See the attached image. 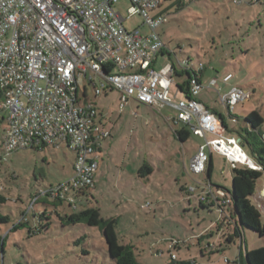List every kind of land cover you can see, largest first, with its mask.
<instances>
[{
    "label": "rangeland",
    "instance_id": "374dc122",
    "mask_svg": "<svg viewBox=\"0 0 264 264\" xmlns=\"http://www.w3.org/2000/svg\"><path fill=\"white\" fill-rule=\"evenodd\" d=\"M157 1L159 7L150 11L149 15L153 17L160 14L166 18V22L156 29V33L169 51L171 61L187 60L196 65L203 64L206 77H222L227 73L233 76L229 83L218 82L216 88L201 92L202 96L208 94L228 129L237 130L242 118L252 110L264 121V0L255 4L250 0H239V4L234 3L235 0ZM129 7L128 0H117L114 5L115 11L124 19V28L132 31L141 25L142 19L137 15L128 17ZM148 32V27L139 28L141 35H147ZM161 66L159 62L153 68L159 70ZM182 76L175 75L171 93L175 92L176 83L183 80ZM234 84L251 91L250 98L238 103L230 114L240 118L239 122H232L227 109L218 102L219 95L226 94ZM86 92L90 101L99 104L100 97L95 99L89 86ZM115 94L111 92L105 97L108 106L114 102ZM109 108L114 109L113 106ZM137 112L142 114L140 110ZM162 113L170 116L166 111ZM126 114H129L128 110L122 116ZM4 125V122H0V195L6 198V202L0 204V214L7 216L8 222L0 224V243L4 245L3 251H0V264H109L105 242L98 228L84 224L66 225L60 217H65L68 212L43 204L41 200L32 203L38 191L56 187L71 175L69 173L74 153L62 145L58 149L45 146L39 150H18L5 157L2 151ZM123 127L125 131L128 129ZM148 128L150 131L147 134L152 132L151 143L147 141L146 145L138 144L136 150L154 153L164 142L157 141L154 127ZM225 134L236 135L233 132ZM200 142L198 138L190 136L186 143H178V151L169 155H172L170 165L157 163L155 178L167 181V175L175 171V166L186 168L193 149ZM132 146L133 143L129 144L126 154H129ZM242 150L250 156L246 148L242 147ZM156 158L157 155L152 156V160ZM118 159L119 153L113 157L112 164L108 165L104 159L105 164L102 169H98V174L102 177L98 186L96 185L98 190L95 198L101 208L102 218L112 213L119 216L115 228L118 239L134 248L139 264H238L239 240L226 244L225 231L220 225L219 232L215 225L205 235L196 236L210 223H217L220 211L210 208L207 201L202 203L203 207L198 203L193 207L187 201L186 194L180 191V185L176 186L169 180L155 195L139 192L126 196L120 193V189L106 183L107 180H111V183L115 181L116 176H113L120 171L116 166ZM176 160L179 163L176 164ZM211 161L212 184L230 189L229 166L214 152ZM155 162L153 164L156 165ZM98 164L101 165V162ZM193 178L207 180L205 175ZM179 179L181 185L191 182L187 175L180 176ZM262 185L264 172L258 179L256 188ZM259 190L261 189H258L253 199V205L258 208L263 223L264 203L260 202ZM147 203L150 206L141 210L140 206ZM23 215L26 216V221L22 223L30 225L26 224L24 228L11 232ZM34 223L50 225L47 230L29 236L28 228L32 230ZM244 234L246 243L243 246L247 250L264 246V237L249 230ZM244 250L242 247V255Z\"/></svg>",
    "mask_w": 264,
    "mask_h": 264
},
{
    "label": "built area",
    "instance_id": "2783aa9c",
    "mask_svg": "<svg viewBox=\"0 0 264 264\" xmlns=\"http://www.w3.org/2000/svg\"><path fill=\"white\" fill-rule=\"evenodd\" d=\"M186 0H182L185 2ZM117 0H0V122H4V156L18 150L58 149L74 153L71 175L56 187L41 189L39 200L76 207L77 197L93 188L100 144L109 132L95 122V110L85 100L87 86L95 96L107 90L119 93L118 108L131 99L146 106L168 104L176 111L175 122L187 125L203 140L188 163V173H205L211 153L223 157L230 169L259 170L243 152L239 137L222 134L216 116L198 100L203 88H216L217 79L203 85L198 73L203 64L187 60L163 65L153 62L164 45L156 29L166 22L163 15L150 16L157 0H128L127 14L142 19L147 35L139 28L128 31L116 12ZM234 3H239L235 0ZM111 67L108 72L105 68ZM175 67L189 73L186 97L172 104L168 97ZM233 76L221 77L228 83ZM219 92V89H217ZM219 95V94H218ZM251 96L249 89L232 86L219 95L229 115L238 103ZM214 138L208 139L206 135ZM201 187V203L226 207L227 192L211 185ZM195 188L189 187V192ZM144 204L141 209L149 207ZM221 217L228 218L219 210Z\"/></svg>",
    "mask_w": 264,
    "mask_h": 264
},
{
    "label": "crops",
    "instance_id": "0c3cea01",
    "mask_svg": "<svg viewBox=\"0 0 264 264\" xmlns=\"http://www.w3.org/2000/svg\"><path fill=\"white\" fill-rule=\"evenodd\" d=\"M136 28H140V26ZM169 58H171L169 51L165 47H163V49L160 51L155 61L153 62V65L159 62H161L162 66L168 63H173L174 61H171ZM175 63L176 62H174V64ZM204 70L205 68H203L198 73V79L203 85H207V83H209L211 79H217V82L222 83L221 77L219 75H216L215 77H206V72ZM178 74H180V76L183 75L182 76L183 80H181V82L176 83V90L175 92L171 93L172 83L174 82L175 75H178ZM187 80L188 78L186 74L183 71H181L179 68L175 67V71L172 76V81H171V84L169 87V93H168V97L172 104L176 103L179 99L186 97ZM222 84H227V83H222ZM232 86H238V85L234 84ZM232 86H230L229 89ZM211 89L212 88H203L200 91V93L198 94L199 102H201L207 109H209L216 116L220 125L222 126V129H223L222 134L224 136L238 137L237 135L234 136V135L225 134L226 132L228 133L232 132L233 129H228V127L226 126L227 124L225 120L222 118V115L219 112H217L216 108L214 107L212 103L213 101L207 96L208 94L206 93L207 95H203V96L201 95L202 91L211 90ZM111 92H115L116 94L114 97V102L110 106H108L105 103V101H106L108 93H111ZM93 97L95 99L100 97L101 100L99 104L97 103L96 105L93 101H90L89 98L87 97V92H85V100L91 103L94 107L96 124L99 125V127L102 130L108 131L109 136L108 138L103 139L100 144L98 162L100 161L101 165L98 164L97 166V171L93 179L94 180L93 188L90 191H88L87 194H83L82 196L77 197L78 205L82 204L85 200H90L99 209V212L101 215V208L97 205V201L95 198L97 190H98L97 189L98 182L101 180L100 178L102 177L101 175L98 174V169L99 170L100 168L102 169L103 165L105 164L104 162L105 160L108 162V165L112 164L113 157L117 156L118 153H119V159L117 162L118 165L116 166L118 167V169H120V171L118 170V173L113 176V177L116 176V178H114L115 181L113 183H111V180H107L106 183L107 185L112 184L113 188L117 187L118 189H120L121 190L120 193L126 196L133 195V193L137 194L139 192L144 193V194L152 193L155 195L157 193V190L159 191L160 189H162V187L164 186V183L168 182L169 180V181L174 182V185L176 186L177 184L180 185V191L186 194L187 201L191 203L193 207H195L197 203L198 205L202 204L199 198V194L201 193V187L198 183L203 184V183H209V182L208 180H205V179L195 180L193 177L202 178L204 177V175L206 177V173L201 174V175H191L188 173V170H187L188 164H187L186 168H181L179 167V165L178 167L175 166V171L167 175L166 177L167 181H165L164 178H161V179L155 178L158 172V169L156 167L157 163H161L163 165H170L172 161L171 159L172 155L171 157L169 155L173 152L176 153L178 151V143L182 145L188 141L190 136H194L191 133L190 128L187 125L179 123V122H175L176 111L172 106L168 104L146 106V105H142L138 103L137 101L131 99L127 102V104L120 111L118 108L119 93L117 91L107 90L99 96H95L93 94ZM112 106L114 109L111 110L109 107H112ZM125 110L126 111L128 110L129 114L122 116ZM138 110L142 111L141 115L138 114L137 112ZM105 111L107 113H105ZM163 111L168 112V115L170 114V116H164L162 113ZM123 126L128 127V129L125 131V128ZM150 126L156 129V132L154 133V135H156L155 137L157 141L162 140L164 142L162 143V147H159L157 150L154 151V153H152L151 151L141 152V151L136 150V145L138 144L144 143V145H146L147 141L151 143L152 132L147 134V132L150 131L148 128ZM262 128L264 130V126ZM178 132L187 133V135L184 137V140H180L179 136L177 135ZM206 136L208 139L214 138L212 135H209V134ZM194 137L201 140V142L198 144V146H200L203 143V140L197 136H194ZM168 142H171L172 144L170 145ZM123 143H124V147H123ZM131 143H133L132 150L129 152V154H126L127 149H129V144ZM173 144H174V148H173L174 150L172 149ZM198 146L193 149L192 156L195 154ZM168 148L172 149V151ZM153 155H157V158L155 160H152ZM181 155L183 156V152H181ZM218 156L221 157L220 155ZM211 157H212V153L209 155V160H208V162L212 163ZM154 162L156 163V165L153 164ZM177 163H179L178 160H176V164ZM72 164H71V170L69 174L72 173ZM225 165L227 164L225 163ZM143 167H146L149 169L148 174H146L145 172L139 173L140 169H142ZM185 175H187V177L189 178L191 182L188 184L184 183L183 185H181L179 182L180 181L179 177L185 176ZM210 184L213 186H216L212 184L211 180H210ZM189 187L195 188L194 192L190 193ZM258 189H261L259 190V192L261 193L260 202L264 203V185H262ZM258 189L256 188L254 196L250 198V201L252 204H253V199L255 198V195L258 192ZM41 201L42 203L44 202L43 204H50L51 206H54L56 204L55 202L48 201V200H41ZM141 206H140V209H141ZM209 207L219 211L216 204L214 203H212ZM145 209H141V210H145ZM58 210L68 212V214L71 211L69 207H67L66 205L58 206ZM222 217L221 219L217 220L216 224L210 223L209 225H207L203 229V231L199 232V234H197L196 236H199L202 234L205 235L207 230L208 231L212 230L215 225L217 227L218 232L220 231L219 225L221 226V228L225 231L224 234L226 238L232 236L233 235V223L230 222L229 218H226V217L222 218ZM105 218H115L117 223L119 221V216L113 213L109 214ZM238 240H239V252H238V257H239V255L242 254V247L243 249L247 250V248H244L243 246L244 242L246 243V235L242 234V236L238 238ZM237 261H238V258H237Z\"/></svg>",
    "mask_w": 264,
    "mask_h": 264
},
{
    "label": "trees",
    "instance_id": "16d2710c",
    "mask_svg": "<svg viewBox=\"0 0 264 264\" xmlns=\"http://www.w3.org/2000/svg\"><path fill=\"white\" fill-rule=\"evenodd\" d=\"M261 0H250L252 4L259 3ZM109 68H105L108 72ZM189 78V73L184 72ZM187 85V84H186ZM187 92V91H186ZM232 122H239L240 118L229 115ZM264 121L259 117L257 112L250 111L240 121L239 128L233 130L241 139V146L249 152V158L258 166L259 170H252L246 167H237L230 169L231 171V188L224 189L230 198V204L226 207L216 205L222 210L233 223V235L226 238V244L232 243L249 230L256 233L259 237H264V222L261 223V215L257 208L251 203L250 198L254 196L256 183L264 172ZM227 129V127H226ZM180 140H184L186 132H178ZM212 171V163L206 164V179L210 183V174ZM149 173V169L143 167L139 173ZM6 202V198L0 195V204ZM55 207L62 205L55 202ZM75 209H71L70 213L65 217H60L61 221H65L66 225L84 224L88 227L98 228L104 239L106 246V255L109 264H139L135 257L134 248L131 245L123 244L119 241L115 231L117 221L115 218H102L99 209L90 200H85L82 204L76 205ZM201 207L202 204H200ZM42 217H44L42 215ZM49 220V219H48ZM26 216L23 215L20 223H17L10 230L11 232L24 228L28 223ZM8 217L0 214V224H6ZM30 225V224H28ZM50 223H34L32 231L28 228V235L39 234L42 230H47ZM3 243H0V251H3ZM85 253V252H84ZM179 264H191L188 262H179ZM238 264H264V246L255 250H245L244 254L238 257Z\"/></svg>",
    "mask_w": 264,
    "mask_h": 264
},
{
    "label": "water",
    "instance_id": "95a60500",
    "mask_svg": "<svg viewBox=\"0 0 264 264\" xmlns=\"http://www.w3.org/2000/svg\"><path fill=\"white\" fill-rule=\"evenodd\" d=\"M208 164H209V162H208Z\"/></svg>",
    "mask_w": 264,
    "mask_h": 264
}]
</instances>
